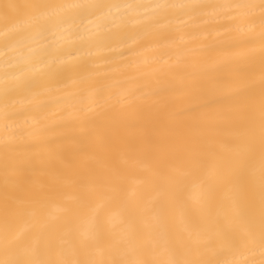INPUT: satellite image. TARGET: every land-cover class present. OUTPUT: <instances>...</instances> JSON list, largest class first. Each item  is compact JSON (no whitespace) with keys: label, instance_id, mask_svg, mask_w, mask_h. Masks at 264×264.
<instances>
[{"label":"snow or ice","instance_id":"1","mask_svg":"<svg viewBox=\"0 0 264 264\" xmlns=\"http://www.w3.org/2000/svg\"><path fill=\"white\" fill-rule=\"evenodd\" d=\"M0 264H264V0H0Z\"/></svg>","mask_w":264,"mask_h":264},{"label":"bare ground","instance_id":"2","mask_svg":"<svg viewBox=\"0 0 264 264\" xmlns=\"http://www.w3.org/2000/svg\"><path fill=\"white\" fill-rule=\"evenodd\" d=\"M136 130H129L130 133ZM140 230L142 233V239L146 246V257L149 259H156V260H164L167 257L159 250L153 252L152 249L155 248V243L152 237L149 235L147 227L145 225L140 226Z\"/></svg>","mask_w":264,"mask_h":264}]
</instances>
